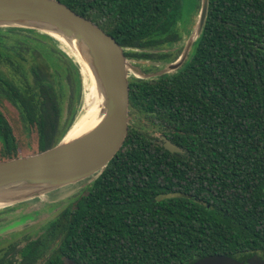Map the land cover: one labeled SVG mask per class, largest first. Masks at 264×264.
Listing matches in <instances>:
<instances>
[{"label":"trees","instance_id":"1","mask_svg":"<svg viewBox=\"0 0 264 264\" xmlns=\"http://www.w3.org/2000/svg\"><path fill=\"white\" fill-rule=\"evenodd\" d=\"M59 1L112 35L126 58L176 59L181 0ZM57 47L37 30L0 28V161L50 148L76 118L77 66ZM62 66L66 105L53 74ZM128 100L131 117L182 152L128 125L104 170L38 234L0 251V264H192L264 253V0H208L183 64L129 79Z\"/></svg>","mask_w":264,"mask_h":264},{"label":"water","instance_id":"2","mask_svg":"<svg viewBox=\"0 0 264 264\" xmlns=\"http://www.w3.org/2000/svg\"><path fill=\"white\" fill-rule=\"evenodd\" d=\"M207 8L208 0H200L194 36L179 58L168 64V71L180 67L187 58L189 46L201 33ZM7 27L33 29L52 37L76 64L83 80L85 69L79 61H85L101 94L102 117L93 127L66 139L73 121L64 136L50 148L0 161V208L79 181H84L83 187L92 182L121 147L129 114L125 49L91 19L59 0H0V28ZM161 139L163 148L170 153L182 152L165 136ZM20 227L23 225L15 229ZM250 262L264 264L257 255ZM192 264L242 263L231 256L215 254Z\"/></svg>","mask_w":264,"mask_h":264},{"label":"rangeland","instance_id":"3","mask_svg":"<svg viewBox=\"0 0 264 264\" xmlns=\"http://www.w3.org/2000/svg\"><path fill=\"white\" fill-rule=\"evenodd\" d=\"M199 7H200V0L199 1L181 0L182 9L180 15V22L178 23V26L182 37L181 40L178 42V44L173 45L177 49L176 59L179 58L186 44L194 36L196 23L198 20ZM192 43L189 46L188 54L192 48ZM57 48L60 51H62L64 55L67 56V58L70 60V57L66 52H64L59 47ZM126 63L128 66L127 76L129 80L132 78L151 79L161 75L163 72L169 73L167 67L168 64L172 62L151 63L149 60L127 58ZM2 69L5 75L12 78L15 82L22 83L21 77L15 72H13L11 69H8L4 66L2 67ZM74 72H75L74 74L76 78V83L79 86V91H78L79 96H78V102L76 104L77 114H78V112L81 110V106L83 103L84 80L83 78H81L80 72L77 67L74 70ZM67 73L68 70L65 66L58 68L56 67L53 73L55 79L58 80V82L60 83V86L57 85L56 88L60 95V104L62 105H66L68 103V95L70 90V86H69L70 74L68 76ZM72 79H71V86L73 87V85L75 84H74V79L73 80ZM2 103H3L2 107L7 110L8 113L7 115L11 118L13 122L17 123L19 121V118L15 108L10 106L5 100H3ZM127 125L130 126L132 125L135 128L146 132L151 137L161 139L162 134L159 127H156V125L152 124L150 121H148L145 118L139 116L131 117L128 114ZM83 183L84 181H79L73 184H69L60 187L56 190L47 192L46 194L36 197L34 199L28 200L26 202H22L17 206L11 205L0 208V249L8 248V245L10 243L16 242L22 239L24 236H28V235L34 236L38 234L42 230L43 226L51 218H53L64 206H66L68 202L74 199V196L77 195L80 189L83 188ZM13 206L14 208H11L12 210H7L8 207H13ZM23 224L26 225L24 227L15 229L16 227L21 226ZM12 229H14V231H10ZM7 231L10 232L1 235L2 233Z\"/></svg>","mask_w":264,"mask_h":264},{"label":"bare ground","instance_id":"4","mask_svg":"<svg viewBox=\"0 0 264 264\" xmlns=\"http://www.w3.org/2000/svg\"><path fill=\"white\" fill-rule=\"evenodd\" d=\"M56 36L58 38H60V36H58V35H56ZM79 62L81 63L82 67L85 69V73L83 75L84 76L83 103L81 106V110L78 112V114L74 120V123H73V126L71 127V130L66 135V139H69V138H72L76 135H79V134L83 133L84 131H86L87 129L93 127L94 125H96L98 123V121L102 117V99H101V94L99 92L98 86L96 85L95 79H94L89 67L85 64V61L81 60ZM166 73H164V74H166ZM76 75H77V73H76ZM77 89H78V87H77Z\"/></svg>","mask_w":264,"mask_h":264},{"label":"flooded vegetation","instance_id":"5","mask_svg":"<svg viewBox=\"0 0 264 264\" xmlns=\"http://www.w3.org/2000/svg\"><path fill=\"white\" fill-rule=\"evenodd\" d=\"M186 60V59H185ZM22 226V225H21ZM25 226V224H23V227ZM8 232L10 231H7V232H4L2 233L1 235H4V234H7ZM4 250V248L0 249V251L2 252ZM254 255H257L258 258L262 261H264V253H257V254H253V255H249V256H244V257H241V258H236L237 261L241 262L242 264H252L250 262V260L252 261L253 260V256ZM17 263H19V261H17ZM42 263V262H41Z\"/></svg>","mask_w":264,"mask_h":264}]
</instances>
